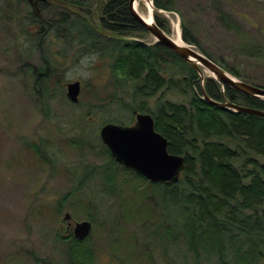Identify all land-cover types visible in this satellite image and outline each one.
Here are the masks:
<instances>
[{
    "label": "rangeland",
    "instance_id": "obj_1",
    "mask_svg": "<svg viewBox=\"0 0 264 264\" xmlns=\"http://www.w3.org/2000/svg\"><path fill=\"white\" fill-rule=\"evenodd\" d=\"M2 1L0 264H67L66 236L74 221L88 219V213L93 217L89 219L88 237L97 250L95 264H194L185 246L179 240L170 241L164 233L165 225L178 219L172 198L166 202L168 209L162 215L158 208L149 211L152 205L147 204V208L145 204L148 194L135 193L131 184L122 182L123 173L119 170L117 191L109 194L103 187L101 169L108 157L94 150L102 142L99 129L110 116L125 124L135 119L131 110L120 107L122 101L131 99L132 82L116 86L108 57L98 52H80L76 43L70 45L51 32L41 38V45L56 72L41 81L46 90L45 100L41 101L36 93L34 71L43 73L42 49L25 27L35 31L38 25L27 17H13L18 8L13 0L9 2L10 8L5 5L7 10L1 11ZM22 5L26 11H32L27 1ZM36 6L40 11L39 2ZM138 7L146 13L143 1ZM174 9L163 12L172 37L177 29L181 35L184 23L196 40L190 43L197 49L246 80L264 86V0H176ZM9 12L12 18L7 19ZM146 39L150 41L152 37ZM28 47L31 49L27 51ZM74 80L80 82L76 102L66 95L67 82ZM113 91L115 97L110 95ZM161 95L158 92L148 97V105L153 106L155 98ZM188 96L165 92L163 97L186 101ZM92 102L97 107L90 115L85 111ZM100 103H105L104 109L99 107ZM72 137L85 138L94 145L82 148L70 144ZM26 142L43 148L48 161L37 156L30 146L26 147ZM91 170L93 174H88L77 187L79 177ZM157 198L162 200V195ZM56 207H62L61 211L57 212ZM65 211L70 212L69 219H63ZM214 260L211 256L200 262L215 264Z\"/></svg>",
    "mask_w": 264,
    "mask_h": 264
},
{
    "label": "trees",
    "instance_id": "obj_2",
    "mask_svg": "<svg viewBox=\"0 0 264 264\" xmlns=\"http://www.w3.org/2000/svg\"><path fill=\"white\" fill-rule=\"evenodd\" d=\"M10 1H2L4 8L1 7V11L7 10L5 5L9 7ZM13 1L18 7L13 17H27L38 25L35 31H29L27 25L25 27L42 49L43 73L33 70L36 93L41 101L44 102L46 92L41 81L56 72V68H51L41 38L53 32L54 36L65 39L70 45L76 43L80 52H98L108 57L113 84L132 82L129 90L131 99L122 101L120 107L131 112L134 109L150 112L155 129L167 138L169 152L184 156L185 167L176 182H153L116 162L101 142L94 150L108 157V162L101 169L104 189L109 194L117 191V172L121 171L123 183L131 184L135 193L148 194L145 204L146 207L147 204L152 205V209L147 207L149 211L158 208L162 215L168 209L166 202L172 198L178 219L172 225L166 224L164 233L170 241L179 240L185 246V252L193 257L194 264H202L200 259L205 261L211 256H214L215 264H264V115L234 111L205 99L199 76L191 65L167 46L147 42L146 30L128 10V0H52V5L49 1L40 0V11L32 8L30 12L22 5L25 1L30 3L28 0ZM152 1L156 8L175 10L176 0ZM50 5L54 11L48 10ZM154 12L156 22L168 31L167 17L161 11ZM6 17L12 18L11 12ZM181 36L187 42L196 43L184 23ZM29 49L31 47L26 50ZM215 61L246 80L234 69ZM31 67L38 69L37 66ZM204 88L212 98L223 100L226 96L264 109V99L245 95L228 85H224L222 91L220 82L211 76H205ZM158 92H161V97L155 98L153 106H149L147 98ZM165 92L189 96L186 101H176L163 97ZM110 95L116 96L114 91ZM96 107L92 102L85 112L91 115ZM99 107L104 109L105 103H100ZM118 120L116 116H110L103 122ZM69 143L82 148L94 145L82 137L69 138ZM25 145L30 146L42 160L48 161L46 152L38 144L26 142ZM93 169L95 171V166ZM88 174H93V171L84 172L77 187L84 183ZM159 194L162 200L157 198ZM160 202L163 203L160 205ZM61 209L56 207L57 212ZM86 217L93 219L90 213ZM88 236L78 239L72 231L68 233L65 247L67 264L96 263L97 250Z\"/></svg>",
    "mask_w": 264,
    "mask_h": 264
},
{
    "label": "water",
    "instance_id": "obj_3",
    "mask_svg": "<svg viewBox=\"0 0 264 264\" xmlns=\"http://www.w3.org/2000/svg\"><path fill=\"white\" fill-rule=\"evenodd\" d=\"M28 1L34 10L38 11L39 8L36 4L40 0ZM149 1L152 8L150 21H147L137 10L135 6L137 0H128L129 12L147 30L154 42L167 46L196 70L199 76L201 93L205 99L234 111L264 115V109L233 101L226 96H223V100L209 96L204 88L205 76H211L219 81L222 91L224 85H228L245 95L261 99H264V86L251 83L232 74L203 51L185 41L181 35L182 42H177L165 29L157 24L153 17L154 10L165 13L168 11L156 8L153 1ZM205 70H208L209 73H205ZM79 92V80L67 82L66 95L71 101L76 102L78 100ZM133 113L135 119L132 123L125 124L113 121L103 123L99 129L101 141L107 146L116 162L133 169L149 181L176 182L185 167L184 156L169 152L167 138L155 129L154 119L150 112L134 109ZM70 217V212L65 211L63 219H69ZM90 229L91 221L89 219L75 220L72 233L76 238L84 239L88 236Z\"/></svg>",
    "mask_w": 264,
    "mask_h": 264
},
{
    "label": "bare ground",
    "instance_id": "obj_4",
    "mask_svg": "<svg viewBox=\"0 0 264 264\" xmlns=\"http://www.w3.org/2000/svg\"><path fill=\"white\" fill-rule=\"evenodd\" d=\"M143 1L145 6H146V13H143L142 11L139 10V4L140 2ZM135 6L137 8V10L139 11V13L147 20L150 21L152 18V8H151V4L149 0H137V2H135ZM173 38L177 41V42H182V39L180 37V31L177 29L175 36H173Z\"/></svg>",
    "mask_w": 264,
    "mask_h": 264
},
{
    "label": "flooded vegetation",
    "instance_id": "obj_5",
    "mask_svg": "<svg viewBox=\"0 0 264 264\" xmlns=\"http://www.w3.org/2000/svg\"><path fill=\"white\" fill-rule=\"evenodd\" d=\"M45 1H47V2L49 1L48 3H51V5H52V0H45ZM50 1H51V2H50ZM38 2H40V1H38ZM127 4H128V1H127ZM51 5H50V7H49V9H48L49 11H50L51 9H53V7H52ZM128 10H129V9H128ZM50 12H51V11H50ZM155 14H156V12L153 11V17H154V19H155ZM97 19H98V17H97ZM155 21H156V20H155ZM112 22H116V21L113 20ZM116 23H121V22L118 21V22H116ZM157 24H158V23H157ZM144 29H145V28H144ZM145 30H146V29H145ZM167 32H168V31H167ZM168 33H169V32H168ZM146 37H152V36L147 32V30H146V36H145V39H146ZM146 41H147V40H146ZM147 42H148V43H154L153 38H152L150 41L148 40ZM133 121H134V119L132 120V122H133ZM132 122H131V123H132ZM68 229H69V227H68ZM71 231H72V230H71Z\"/></svg>",
    "mask_w": 264,
    "mask_h": 264
}]
</instances>
